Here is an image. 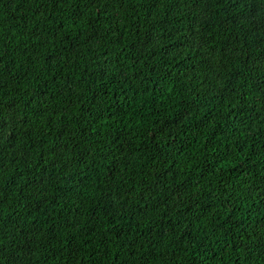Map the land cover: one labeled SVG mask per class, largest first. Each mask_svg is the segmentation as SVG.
<instances>
[{
    "label": "trees",
    "instance_id": "16d2710c",
    "mask_svg": "<svg viewBox=\"0 0 264 264\" xmlns=\"http://www.w3.org/2000/svg\"><path fill=\"white\" fill-rule=\"evenodd\" d=\"M0 264H264V0H0Z\"/></svg>",
    "mask_w": 264,
    "mask_h": 264
}]
</instances>
